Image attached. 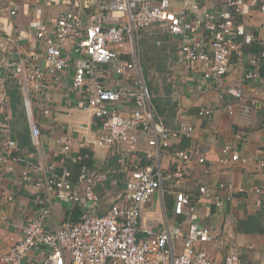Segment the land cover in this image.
Listing matches in <instances>:
<instances>
[{
    "label": "built area",
    "instance_id": "1",
    "mask_svg": "<svg viewBox=\"0 0 264 264\" xmlns=\"http://www.w3.org/2000/svg\"><path fill=\"white\" fill-rule=\"evenodd\" d=\"M45 0H23L22 3L40 5ZM104 11L91 24H84L76 14L60 16L53 27L43 26L36 31L15 28L9 23L0 30V38L7 39L19 52V43L25 39L41 41L42 53L33 55L32 60H42L47 66L33 64L20 54L8 60H2L0 70V107L8 101L9 84L18 80L29 116L31 137L36 145L40 144L41 128L34 118L30 84L38 89H50L61 82L64 72L73 70L70 90H80L85 99L86 108L91 111L98 138L94 142L78 144V156L72 162L78 165V178L72 180V172L63 168L58 173L54 166L48 168L45 192L48 202L39 211L36 218L24 227V237L9 253L1 257L2 264H34L29 260L31 253L45 254L41 264H241L240 252L230 248L223 261L211 257L203 247L213 242L215 237L210 229L197 222L175 221L167 228L147 239L139 238L143 205L150 202L156 193H174V212L183 215L185 211L196 210L191 196L177 191V186L185 176V166L192 159V150H176L173 157L176 169L166 171L162 166V155L170 147L172 138L182 134L192 136L193 128L181 125L178 129H169L163 119L158 117L152 95L143 75L141 59L137 45L139 33L155 27L164 29L180 38L178 62L194 69L201 64L204 77L219 84L234 67L233 59L241 61L243 46L237 38L233 13L241 14L244 0H227V7L218 13L209 11L196 0H178L181 7L175 9L174 0H104ZM264 15V2L260 6ZM7 12L16 17V4L0 7V15ZM108 13L119 15L118 22L109 25ZM129 58H123V56ZM264 59V52L262 53ZM106 66L114 67L116 80L107 82ZM104 67L103 70L100 68ZM136 72L134 86L126 91L120 78L129 72ZM257 73L245 74L246 80L256 78ZM230 93L237 99L240 117L249 118L251 108L243 101V90L234 87ZM131 101L133 109L129 113L120 110L122 101ZM49 110L45 111L48 114ZM212 109H202L199 116L208 117ZM234 114V110H231ZM3 132L9 136L8 126ZM148 138L150 150L144 154L149 161L140 166L131 161L140 151L143 138ZM63 153L72 151L70 140H57ZM9 149H16V143L10 138L6 142ZM98 146L111 151L118 158L119 171L124 174L125 187L117 192L105 214L94 213L91 205L101 201L98 189L109 180L110 171L93 163L90 147ZM240 160L233 146L222 149L221 165L228 166ZM199 162L205 159L199 157ZM264 170L263 157L258 163ZM27 177V173H23ZM227 194L216 196L214 205L221 208L225 202L234 199L236 192H245L233 183L227 184ZM199 192L210 196L206 187ZM260 194L262 190L253 188ZM13 201L12 198H9ZM72 203L83 208V216L75 222L63 221L56 227L48 226L47 220L52 213L53 201ZM98 211V210H97ZM181 242V249L178 243ZM251 264V263H248Z\"/></svg>",
    "mask_w": 264,
    "mask_h": 264
},
{
    "label": "crops",
    "instance_id": "2",
    "mask_svg": "<svg viewBox=\"0 0 264 264\" xmlns=\"http://www.w3.org/2000/svg\"><path fill=\"white\" fill-rule=\"evenodd\" d=\"M177 1L174 0L175 9L179 10L181 4ZM196 1L213 13L227 7V0ZM22 2L0 0V7L13 3L18 9L16 17L7 12L0 15V30L9 23H14L15 28L29 31L43 26L53 27L54 22L66 14H77L88 25L104 11L105 5L104 0H45L37 6ZM244 2L243 12H232L231 15L244 55L241 61L236 58L232 60L234 67L219 84L204 77L201 64L192 69L178 62L180 38L159 27L148 30L152 35L162 36L164 40L158 44L165 45L167 50L160 67L143 66L141 62L148 90L149 84L151 86L149 92L152 99L157 100L164 111V115L160 116L153 102L157 115L169 129H178L180 124L193 128L191 137L182 134L170 140V147L163 153L161 163L166 171L175 170L177 163L173 153L176 150H193L196 153L195 149H198V155L192 153L191 161L184 165L185 176L176 188L191 196L197 207L193 213L185 211L178 216L174 212V193H156L150 202L143 205L139 238L147 239L160 233L175 221L184 222L186 227L194 221L210 229L215 237L213 242L203 246L211 257L223 261L230 248L236 247L240 252L241 264H264V170L258 164L264 150V59L261 56L264 52V15L260 10L264 0ZM107 15L109 25L116 24L120 17V14ZM5 38H0V70H4L2 60L18 54L46 69L42 60L31 59L33 55L42 53L41 41L22 40L17 52L15 45ZM106 70L107 82L118 79L113 72L114 67L106 66ZM253 72L258 76L246 80L245 74ZM73 74L72 69L64 72L61 82L50 89H38L34 84L29 86L32 112L42 132L39 145L31 137L26 101L20 84L18 80L9 84L8 101L0 107V260L23 239L24 227L37 217L48 202L44 188L48 168L54 166L58 173L68 168L72 172V180L76 182L79 169L72 162V158L79 154L76 146L82 143L87 146L88 142L98 138L92 113L86 108L82 92L70 90ZM151 76H155L161 86L158 93L152 90ZM136 77V72L131 71L120 78L126 91L133 88ZM237 86L242 88L243 101L251 108L249 118L244 120L240 117L237 99L230 93ZM119 107L122 112L129 113L133 104L125 100ZM202 109H212L213 113L201 117L199 112ZM46 110H49L48 114H45ZM231 110H234V114L230 113ZM5 126L9 127V136L3 132ZM9 138L16 143V149L7 147ZM60 138L71 141V152L63 153L57 143ZM227 145L233 146L240 160L224 166L219 160L222 149ZM90 149L93 163L110 171L108 182L98 189L100 203L90 206L96 210L94 213L103 215L109 210L115 194L124 189L125 178L119 171L118 158L110 150L98 146ZM150 149L148 138H143L140 151L131 161L140 166L147 165L149 161L144 151ZM199 157H203L205 162L200 163ZM24 172L27 177H23ZM228 183L245 189V192H236L232 201L218 208L214 205V198L227 194ZM201 187L209 189V197L199 192ZM254 187L262 192L254 193ZM83 213L80 205L54 200L47 223L54 228L67 219L78 222ZM251 219L253 222L249 221ZM181 245L179 242V249ZM45 258V254L31 253L29 256L34 264H41Z\"/></svg>",
    "mask_w": 264,
    "mask_h": 264
},
{
    "label": "rangeland",
    "instance_id": "3",
    "mask_svg": "<svg viewBox=\"0 0 264 264\" xmlns=\"http://www.w3.org/2000/svg\"><path fill=\"white\" fill-rule=\"evenodd\" d=\"M164 40L158 34L152 35L148 30H143L139 33L138 53L143 66H161L163 64V54L166 56V46L158 44ZM154 69V67L152 68ZM152 90L158 93L161 86L155 76H151Z\"/></svg>",
    "mask_w": 264,
    "mask_h": 264
},
{
    "label": "trees",
    "instance_id": "4",
    "mask_svg": "<svg viewBox=\"0 0 264 264\" xmlns=\"http://www.w3.org/2000/svg\"><path fill=\"white\" fill-rule=\"evenodd\" d=\"M150 84H149V90H150ZM153 102H154V104H155V106H156V108H157V110H158V112H159V114H160V116H162V115H164V111L162 110V107H161V104L160 103H158V101L157 100H153ZM154 106V107H155ZM249 221H251V222H253V220L251 219V220H249Z\"/></svg>",
    "mask_w": 264,
    "mask_h": 264
}]
</instances>
